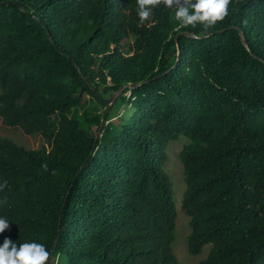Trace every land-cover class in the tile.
Wrapping results in <instances>:
<instances>
[{
  "label": "trees",
  "instance_id": "1",
  "mask_svg": "<svg viewBox=\"0 0 264 264\" xmlns=\"http://www.w3.org/2000/svg\"><path fill=\"white\" fill-rule=\"evenodd\" d=\"M152 12L141 23L136 0H0V122L42 139L0 136V245L44 244L49 264H182L164 164L183 136L188 253L264 264V0H231L207 31ZM184 31L196 37L177 48ZM117 89L129 119L102 99Z\"/></svg>",
  "mask_w": 264,
  "mask_h": 264
},
{
  "label": "clouds",
  "instance_id": "2",
  "mask_svg": "<svg viewBox=\"0 0 264 264\" xmlns=\"http://www.w3.org/2000/svg\"><path fill=\"white\" fill-rule=\"evenodd\" d=\"M136 2L141 23L151 19L153 8L163 5L175 9V19L183 26L195 27L200 24L205 31L228 16L231 4V0H136ZM6 184L5 181L0 185V190ZM9 227V220L0 217V234ZM50 256L44 244L34 241L17 245L6 237L0 245V264H48Z\"/></svg>",
  "mask_w": 264,
  "mask_h": 264
},
{
  "label": "rangeland",
  "instance_id": "3",
  "mask_svg": "<svg viewBox=\"0 0 264 264\" xmlns=\"http://www.w3.org/2000/svg\"><path fill=\"white\" fill-rule=\"evenodd\" d=\"M131 28L132 24L128 22L123 32L124 38L128 37V33ZM115 92L116 93L114 95L116 96V98L113 104L110 105V114L122 115L124 119H129L134 113L133 108L128 106L126 101H121L122 99H119V97L122 95V89H117ZM126 95H128V93ZM118 99V103L114 104ZM114 118L115 117L111 119ZM96 135L97 132L93 136L96 137ZM0 136L12 139L23 148H37L42 144V139L39 135L27 134L19 128L4 126L1 122ZM93 136L90 135V137L87 139L88 144L93 141ZM187 141L188 139L183 136L178 137L176 140L168 141L165 147L167 159L164 164V170L171 181L173 201L176 208L175 239L172 245L173 252L182 264H197L200 260L206 257L209 252L210 246L207 245L203 247L202 251L197 255H190L187 251V237L191 232V227L190 217L185 213L184 209L181 206L182 194L185 189V181L183 179L182 163L179 159V153ZM98 150L99 148L95 149V151ZM52 249L53 248H51V250ZM55 264H64V260L62 258L56 259Z\"/></svg>",
  "mask_w": 264,
  "mask_h": 264
},
{
  "label": "water",
  "instance_id": "4",
  "mask_svg": "<svg viewBox=\"0 0 264 264\" xmlns=\"http://www.w3.org/2000/svg\"><path fill=\"white\" fill-rule=\"evenodd\" d=\"M180 34L196 37V35H194L193 33L186 32V31L177 33V34H176V37H175V38H176L177 48L179 47V46H178V36H179ZM243 41L245 42V39H243ZM165 73H166V72H165ZM165 73H164V74H165ZM161 76H162L161 74H160V75H157V76H155L154 78L147 80L146 82H150L151 80L156 79V78H160ZM133 86H134V85H133ZM115 93H116V92H114L113 94H111L108 98H102V99L104 100V102L108 105V109H107V111L109 110L110 105L113 104V102H114V100H115V98H116V96L114 95ZM119 93H120V92H119ZM103 121H104V118L102 117V120H101V124H100V125H103ZM98 136H99V132H97L96 138H97ZM48 264H49V262H48Z\"/></svg>",
  "mask_w": 264,
  "mask_h": 264
}]
</instances>
